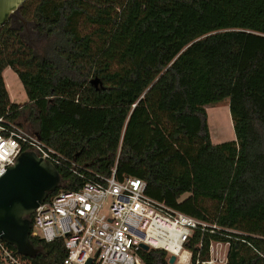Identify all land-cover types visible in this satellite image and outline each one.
Listing matches in <instances>:
<instances>
[{
    "label": "trees",
    "instance_id": "obj_1",
    "mask_svg": "<svg viewBox=\"0 0 264 264\" xmlns=\"http://www.w3.org/2000/svg\"><path fill=\"white\" fill-rule=\"evenodd\" d=\"M18 12L59 39L40 58L12 20L0 28V115L73 163L57 165L65 184L48 200L83 186L74 170L116 167L207 224L184 245L190 264L210 260L213 241L228 243L223 264H264V0H27ZM8 67L24 105L10 99ZM225 98L236 138L214 143L206 105ZM33 241L35 264L66 255L63 239ZM140 254L170 264L166 250Z\"/></svg>",
    "mask_w": 264,
    "mask_h": 264
},
{
    "label": "built area",
    "instance_id": "obj_2",
    "mask_svg": "<svg viewBox=\"0 0 264 264\" xmlns=\"http://www.w3.org/2000/svg\"><path fill=\"white\" fill-rule=\"evenodd\" d=\"M10 115V110L0 115V176L25 150L39 153L56 166L72 169L73 163L70 165L65 155L17 124ZM74 171L85 180L83 186L58 190L32 215V239L64 240L66 255L57 264H87L90 259V264H145L140 254L142 244L149 250H166L169 258L176 255V263H191L192 252L184 245L195 230L205 231L206 223L148 196L145 180L134 176L118 178L116 167L110 176L93 173L91 178ZM212 243L210 260H197V264L226 262ZM178 245L176 252L173 246ZM16 251L0 238L2 264H35V258Z\"/></svg>",
    "mask_w": 264,
    "mask_h": 264
},
{
    "label": "water",
    "instance_id": "obj_3",
    "mask_svg": "<svg viewBox=\"0 0 264 264\" xmlns=\"http://www.w3.org/2000/svg\"><path fill=\"white\" fill-rule=\"evenodd\" d=\"M27 0H0V28L12 20ZM96 86L97 78L92 80ZM64 186L57 166L33 150L23 151L14 164L0 176V238L16 248V252L36 258L43 248L31 238L32 215L51 194ZM144 250L149 246L142 244ZM91 263V259L87 264ZM176 263V255L169 258ZM0 264L1 261H0Z\"/></svg>",
    "mask_w": 264,
    "mask_h": 264
},
{
    "label": "rangeland",
    "instance_id": "obj_4",
    "mask_svg": "<svg viewBox=\"0 0 264 264\" xmlns=\"http://www.w3.org/2000/svg\"><path fill=\"white\" fill-rule=\"evenodd\" d=\"M16 15L21 17L19 12L14 14V16ZM11 25L13 28L19 30L24 40L29 46L33 48L34 53L38 57H55V47L59 41L56 35L39 32L34 22H28L24 18L22 19L21 23L14 21ZM4 79L9 90L11 101L19 103L20 105H24V103L28 101V96L17 73L12 68L8 67L4 71ZM206 109L208 112V123L210 126L211 138L213 142L220 143L234 140L236 138V134L230 111V99L225 98L221 101L210 103L206 105ZM29 131L32 132L33 130L29 129ZM188 195L189 194H184L183 198L187 197ZM212 244L214 245L215 252H219L225 261L229 248L228 244L223 242L222 244L218 245L216 241H213Z\"/></svg>",
    "mask_w": 264,
    "mask_h": 264
},
{
    "label": "flooded vegetation",
    "instance_id": "obj_5",
    "mask_svg": "<svg viewBox=\"0 0 264 264\" xmlns=\"http://www.w3.org/2000/svg\"><path fill=\"white\" fill-rule=\"evenodd\" d=\"M22 19L23 18H21L19 15H16V16H12V23L14 22V21H17V23H21L22 22Z\"/></svg>",
    "mask_w": 264,
    "mask_h": 264
},
{
    "label": "bare ground",
    "instance_id": "obj_6",
    "mask_svg": "<svg viewBox=\"0 0 264 264\" xmlns=\"http://www.w3.org/2000/svg\"><path fill=\"white\" fill-rule=\"evenodd\" d=\"M173 248H174V250L176 251V252H178L179 251V249H180V246L178 245L177 247L176 246H173ZM187 254V252H185L184 254H183V256H185Z\"/></svg>",
    "mask_w": 264,
    "mask_h": 264
}]
</instances>
